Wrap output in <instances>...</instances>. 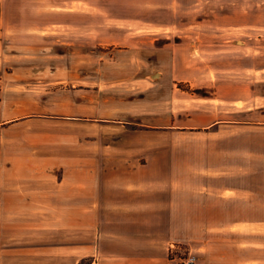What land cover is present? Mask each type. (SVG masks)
Segmentation results:
<instances>
[{"label":"crops","instance_id":"0c3cea01","mask_svg":"<svg viewBox=\"0 0 264 264\" xmlns=\"http://www.w3.org/2000/svg\"><path fill=\"white\" fill-rule=\"evenodd\" d=\"M5 11L0 0V264H170L180 245L214 264L209 241L226 231L209 228L215 218L243 225L235 264H264V146H248L240 118L231 156L226 96L188 95L173 82L142 89L123 72L104 84L96 71L86 84L85 64L66 80V58L85 51L24 43ZM238 101L241 116L245 89ZM88 125L95 148H66V129ZM211 139L224 143L222 160L209 158Z\"/></svg>","mask_w":264,"mask_h":264},{"label":"rangeland","instance_id":"374dc122","mask_svg":"<svg viewBox=\"0 0 264 264\" xmlns=\"http://www.w3.org/2000/svg\"><path fill=\"white\" fill-rule=\"evenodd\" d=\"M4 17L20 25L24 43L49 45L66 40V50L72 54L77 55L79 47L85 51L81 59L66 58V80L78 76L79 66L85 64L86 84H93L91 77L96 71L103 74L99 77L104 84L110 82L106 79L111 75L123 72L133 83L140 79L137 82L142 89L173 82L188 95L226 96L230 111L219 114L231 120L223 126L234 133L228 141L231 156H237L239 139L235 134L244 130L240 118L247 121L248 146L256 140L264 146V0H6ZM132 45L137 48L118 50ZM51 64L56 69L63 65L58 60L49 61ZM31 65L42 63L32 60ZM162 68L172 74H154ZM88 88L92 91L87 94H94V85ZM242 89L246 90L247 103L240 116ZM95 134L90 125L70 126L66 148L84 146L90 152L95 148ZM191 140L184 138L185 142ZM215 141L210 140L208 156L212 161L222 160L225 145ZM237 221L207 219L210 229L226 230L209 241L210 250L212 243L219 247L214 256L220 259L214 264L238 262L239 246L246 237L240 235L243 225ZM230 226L234 230L227 231ZM189 252L196 254L197 264H201L198 251L186 245H180L171 256L176 262Z\"/></svg>","mask_w":264,"mask_h":264},{"label":"built area","instance_id":"2783aa9c","mask_svg":"<svg viewBox=\"0 0 264 264\" xmlns=\"http://www.w3.org/2000/svg\"><path fill=\"white\" fill-rule=\"evenodd\" d=\"M175 259L172 258V262L170 264H197L198 258L194 253H188L184 257L178 258V261H174ZM87 264H98L95 259H91Z\"/></svg>","mask_w":264,"mask_h":264}]
</instances>
